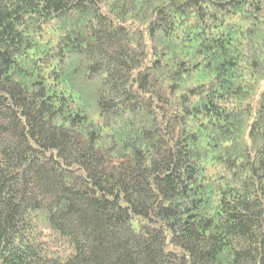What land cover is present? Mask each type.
Here are the masks:
<instances>
[{"label": "trees", "instance_id": "obj_1", "mask_svg": "<svg viewBox=\"0 0 264 264\" xmlns=\"http://www.w3.org/2000/svg\"><path fill=\"white\" fill-rule=\"evenodd\" d=\"M0 264H264V0H0Z\"/></svg>", "mask_w": 264, "mask_h": 264}]
</instances>
